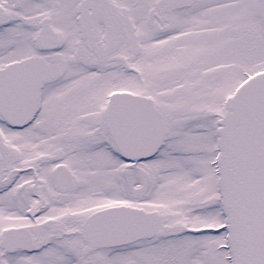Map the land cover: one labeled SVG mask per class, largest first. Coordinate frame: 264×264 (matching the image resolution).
<instances>
[{"label": "snow or ice", "instance_id": "6c2138e0", "mask_svg": "<svg viewBox=\"0 0 264 264\" xmlns=\"http://www.w3.org/2000/svg\"><path fill=\"white\" fill-rule=\"evenodd\" d=\"M0 264H264V0H0Z\"/></svg>", "mask_w": 264, "mask_h": 264}]
</instances>
